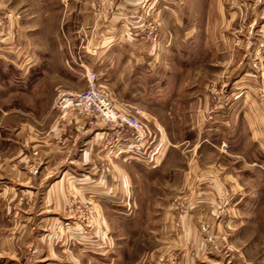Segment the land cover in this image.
I'll return each mask as SVG.
<instances>
[{
    "label": "rangeland",
    "instance_id": "374dc122",
    "mask_svg": "<svg viewBox=\"0 0 264 264\" xmlns=\"http://www.w3.org/2000/svg\"><path fill=\"white\" fill-rule=\"evenodd\" d=\"M261 2L0 0V264H264ZM78 57L141 111L155 162L92 126L87 166L43 169L34 135L99 123L53 110L87 88Z\"/></svg>",
    "mask_w": 264,
    "mask_h": 264
},
{
    "label": "built area",
    "instance_id": "2783aa9c",
    "mask_svg": "<svg viewBox=\"0 0 264 264\" xmlns=\"http://www.w3.org/2000/svg\"><path fill=\"white\" fill-rule=\"evenodd\" d=\"M88 47H85L87 52H83L85 55H97V48L90 51L86 50ZM78 59L77 66L87 88L82 92L57 89L53 110L70 114L71 117L81 115L97 118L108 132L104 142L115 157L127 155L155 162L162 142L147 129L141 111L133 107L127 110L125 106L115 104L108 90L100 85L98 74L89 69L88 64L83 63L80 57Z\"/></svg>",
    "mask_w": 264,
    "mask_h": 264
},
{
    "label": "crops",
    "instance_id": "0c3cea01",
    "mask_svg": "<svg viewBox=\"0 0 264 264\" xmlns=\"http://www.w3.org/2000/svg\"><path fill=\"white\" fill-rule=\"evenodd\" d=\"M260 8L264 10V3L261 2ZM248 72L252 71L251 64L248 63ZM69 70L71 69L70 66L67 67ZM39 81V80H38ZM36 85V84H35ZM36 88H23L21 92H19L20 95L25 97H37ZM38 102V101H37ZM50 108V107H49ZM38 119V118H37ZM58 122L55 121V127L54 122L53 125H50V128L47 132H44L43 135H34V145L32 147V150L35 152V157H39L43 162L40 164L42 165L44 170H51L54 171L56 169H62L63 172L69 173V171H78L83 169V167L87 166V163L89 162L90 153H88V150L83 149V147H86L88 144L91 143V128L96 127L99 130L98 132L94 133L95 137L96 135H99L98 139L99 142L101 139L104 140L106 135L108 134L105 127L101 126L96 119L91 118H85L80 117L75 119L74 125L72 127H69L67 132L65 134H59L58 131ZM21 134V133H20ZM80 139V146L76 144V139ZM102 140V143H103ZM101 144V142H100ZM76 145H78L76 147ZM63 150H67V157L65 158L63 164L60 165L59 161L62 159L63 155L65 153ZM61 153V155H60ZM24 154L31 155V151L25 150ZM88 161V162H87ZM64 173V174H65ZM58 176V177H56ZM72 176V175H71ZM64 176H59L57 174L54 175V178L52 179V182H54L57 178L63 180ZM69 179L67 178V181ZM59 181V180H58ZM196 228V227H195Z\"/></svg>",
    "mask_w": 264,
    "mask_h": 264
}]
</instances>
